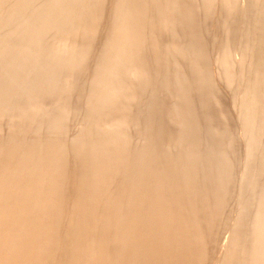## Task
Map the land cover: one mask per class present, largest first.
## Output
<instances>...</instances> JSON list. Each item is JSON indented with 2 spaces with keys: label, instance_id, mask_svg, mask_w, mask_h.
Returning <instances> with one entry per match:
<instances>
[{
  "label": "bare ground",
  "instance_id": "1",
  "mask_svg": "<svg viewBox=\"0 0 264 264\" xmlns=\"http://www.w3.org/2000/svg\"><path fill=\"white\" fill-rule=\"evenodd\" d=\"M19 1V5L14 1L11 11L1 15L4 17L0 20V120L7 117L4 130L0 128V264H48L45 260L57 246L65 249L67 264L205 263L202 257L206 259L203 254L208 250L205 251L204 230L200 225L205 217L202 216L199 223L197 217L202 214H196L200 209L209 208L205 197H220L225 193L230 182L231 162L220 149L227 135L220 132L222 128L218 131L213 125L208 126L211 128L206 130L204 140L203 133L194 127L197 116L202 114L196 110L201 112L202 108L196 109L191 95L202 91L205 97L199 96L205 102L199 105L207 104L212 100L216 80L214 78L212 83L208 63L202 61L203 47L197 37L202 33L200 23L196 26L199 21L186 9L188 1L110 0L108 25L102 31L101 48L98 47L101 50L93 62L91 76L86 77L82 123L66 140H62L67 135L61 125L69 114L62 102L70 99L75 91L72 75L89 60L84 53L88 52V47H84L86 51H80L79 47H83L86 37L89 39L92 33L96 34L94 21L107 0ZM238 1L199 0V5L201 12L204 11L202 7L206 10L203 13L215 7L214 11L224 10L228 17L239 8ZM4 4L6 0H0L1 10ZM31 7L35 8L31 10ZM251 8L249 5L248 12ZM260 8L264 10V0ZM247 10L242 13L248 14ZM258 17V27H253L256 30L251 34L252 40H248L254 50L246 45L245 52L239 51L245 54L249 51L248 58L247 54H242L245 59L237 49V52L231 49V30L226 33L222 50L218 49V57L215 55L218 73L215 75L222 77L218 80L224 77L225 84L235 79L240 82L234 106L237 104V134L244 137L243 145L245 151L247 149L241 170L244 174L239 172L243 174V177L239 175L242 180L236 181L241 182L240 195L237 191V198H240L236 202L242 208L227 230L224 246H220L222 252L217 255L220 263L216 264H264V11ZM178 19L184 22L179 23ZM168 31L170 41L164 44L160 37ZM50 34L52 40L57 38V43L47 37ZM78 35L77 40L74 36ZM187 35L190 39H185ZM47 38L48 42L56 44L46 45ZM180 38L189 41L187 44L182 41V45ZM160 49L166 53L165 58L170 59L165 60ZM247 49L257 50L261 57ZM147 52L155 56L150 58ZM172 56L178 57H175L176 62ZM179 58L186 65H179ZM163 59V64L172 62L166 65L164 77L159 82L153 80L149 66L152 62L160 65ZM234 65L240 66L236 69L238 72ZM244 69L246 73L248 70V75L250 72L249 76L243 74ZM157 90L167 94L164 95L168 103L172 102L169 98L174 101L166 113L175 127L169 140L171 144L168 141L172 146L167 145L171 148L169 151L165 150L167 146L161 145L165 148L161 150L162 147L157 146L159 143L156 145L160 136L157 128L161 125L158 123L163 121L159 119L155 123L147 118L139 126L141 112L157 113L162 109L160 98L151 96V102L141 111V108H134L138 98L148 92L155 95V91L159 93ZM46 98L54 101L50 102L51 107L44 105ZM132 130L138 135L135 146L128 135ZM257 158L256 165L253 161L257 160L253 159ZM64 175L67 183L62 181ZM258 179L261 182L257 186ZM66 190L67 205L61 198ZM177 195L180 198L176 199ZM245 197L249 198L247 207L251 210L243 203ZM65 209L62 222L65 233H62L66 241L62 245L60 241L55 242L53 235L57 234ZM209 219L213 220L210 216ZM52 236L55 240H51ZM171 246L178 250L171 252L176 248ZM194 256L201 257L202 262H193L192 258L198 259Z\"/></svg>",
  "mask_w": 264,
  "mask_h": 264
},
{
  "label": "rangeland",
  "instance_id": "2",
  "mask_svg": "<svg viewBox=\"0 0 264 264\" xmlns=\"http://www.w3.org/2000/svg\"><path fill=\"white\" fill-rule=\"evenodd\" d=\"M14 1L16 2V3H14ZM188 2H186V9L188 10H190L189 12H190V15H193V16H196V17H194L195 18V20H197V21H199V22H197V21H195L194 20V22L196 23L195 25L197 26V25H199V23H200V28H201V30H200V33L201 34H198V38L201 40V44H202V47H203V49H202V52H201V57L203 58H201L202 59V61H204L203 63H205V64H207L208 63V66L207 67H209L208 69L211 71V73H210V71L207 69V72L208 73H210V76L209 77H211V79H212V83H214L213 82V79L214 80H216V84H215V86H214V92H213V97H211L212 98V100L210 101H208V103H207V101H206V103L207 104H202V105H199V104H201L203 101L205 102V100H203V98L202 97H200V96H203V97H205V94L201 91V92H199V91H197V92H199V93H203L204 95H201V94H199V93H192L193 95H191L192 97L191 98H193V99H191L192 100V103L194 104V105H196L195 107H196V109H200V108H202V110H204L205 109V111H203L202 112V110L200 109L199 111H201V112H198V110H196L197 111V113H202V114H199V116H197L198 118H196V119H198L197 121H196V123L194 124V127H196L197 129H199L200 131L199 132H201V133H203V139L205 140V138H204V136H205V133H206V130H208V128H211L212 127V125L214 126V128L216 129V130H218V131H220L221 129L220 128H222V130L220 131L221 133H223V132H225V135L226 136H224V139L226 140H224L225 142H224V144H223V146L224 147H220V149H222L221 151H223V153H225L227 156H228V158L230 159V162H231V169H230V174H229V177H230V182H228V184L226 185V187H225V193L222 195V196H220V197H215L214 195H211V196H208V197H205V198H208V199H206L209 203H213L212 205H210L209 203H207V201H205L206 202V206L207 205H209L208 207L209 208H203V209H205V210H203V209H200V210H198V211H200L199 213L197 212V216H199L198 214H200L201 216H199V217H197V220H198V218L201 220H198V222L200 223V222H202V219H203V225L200 223V225H201V229L202 230H204V237H203V239L205 240V244H206V249H205V251L206 250H208V251H206L203 255H205L204 257L206 258V259H204L203 257H202V261L204 260L205 261V263H203V264H216V262H218V263H220V260H218L217 261V259H219V257L217 256V255H220L221 254V252H222V248L220 247V246H224V241H225V238H226V236H227V234H228V231L227 230H230V226L231 225H233V223H234V221H235V216L237 215V212H238V210H240V208H242L241 207V204H239L238 202H236V201H238L239 200V198H240V196H239V198H237V196H238V194L240 195V190L238 191V186H240V183H236V181H237V179L238 178H241V177H243V174H244V171H241L242 169H244L243 167H244V163L246 162H244V160H246L245 159V156H247L246 154H244V152H246L247 151V149H246V151H245V149L244 148H246V147H244V143H245V140H244V137H241V134L239 133V134H237L238 132H239V130L237 131V126H239V124L236 122V120H237V104L234 106V103H236L237 101H236V99H235V96H236V98L238 97L236 94H237V92H238V90L236 91V89H238V87H239V81H237L236 79L234 80V82L233 83H229L230 84V86H229V84L228 83H226L225 84V80H224V77H223V79H221L220 81L218 80L219 79V75H215L216 73H217V67H216V65H214V63L216 64L217 63V61L215 62V60L217 59L216 57H218L216 54H218L219 55V50H222V48H223V44H224V40H225V37H226V33H228V30H231V31H229L230 32V35H229V38H230V36H231V38H230V41H232V43H230V46H232L231 47V49L232 50H235L236 51V49H237V51L239 52V51H243L244 50V47H246V45H249L248 47H253L251 44H250V42L251 41H249L248 42V40H252L250 37L252 36L251 34H253V32L256 30V29H254L255 27L257 28L258 26H256L257 24H258V22H257V24H256V19L257 18H259L258 17V15H261L262 13H263V11L264 10H262L261 8H260V6H261V2H262V0H239L238 1V7L239 8H235V6H233L235 9H234V11L232 12V16H230V15H228V17L227 16H225V12H224V10H220V9H218V10H213L215 7L214 6H212V10H210L209 11V9H211L210 7H209V9H208V7H206L208 10H207V12H205V13H203L204 11H206L203 7H202V9L204 10L203 12H201L202 10H200V5L199 4H201L200 2H199V0H191L190 2H189V0H187ZM198 1V2H197ZM253 1V2H252ZM12 2V3H11ZM20 1L19 0H6V4H4V6L2 7V10H1V8H0V11H2V12H0V20L5 16V12H6V15L9 13V11H11L10 10V8H12L11 7V4H15V5H17L18 3H19ZM246 2V3H245ZM249 2V3H248ZM255 2H257V6H256V3ZM106 4L104 5L105 7H103L102 8V11L99 13V15H98V17L100 16V18H98L97 17V20L96 21H94V23L96 24H94V30H96L95 32H96V34H91L90 36H88V37H90L89 39H87V37H86V39L84 40V41H82V43H83V47L82 46H80L79 48V50L80 51H86L87 49H88V52L86 51V52H84V53H87L88 54V59L90 60H88V62L85 64V65H82L78 70H76L75 71V73H74V75H72V79H73V82L75 83V85H76V88H75V91H74V93H73V95H72V97L69 99H65L64 100V102H62V106H64L63 108L65 109V111L67 110V114H69L67 117H65V120H66V122L67 123H65V120H63V125H61V127H63L64 129H62L63 130V133L65 134V136L66 137H63L62 138V140H66L68 137H70V135L72 134V133H74V131H75V128H77L76 126H79L82 122H81V120L83 119V116L81 115L82 114V112H81V109H82V107H83V101H84V90H85V83H86V81H87V79L88 78H86V77H90L91 76V72H92V70H93V64L95 63V60H97L98 59V56H99V53H100V50H99V48H101L100 47V45H102L101 43H102V37H103V32L102 31H104V28L106 29V27H107V25H108V20H109V15H110V12H109V3H110V0H107V2H105ZM254 3H255V5H254ZM39 4V1L38 2H36V4H34V6L36 7L37 5ZM189 4V5H188ZM260 4V5H259ZM10 5V6H9ZM19 5V4H18ZM236 5V6H237ZM247 5V6H246ZM249 5H250V7H253V8H251V10H249V12H248V8H249ZM253 5V6H252ZM108 6V7H107ZM255 6L256 7H258V9H259V11L257 12L256 11V9L257 8H255ZM4 7H6V8H4ZM17 7V6H16ZM33 7V6H32ZM31 7V10H33L34 8H32ZM199 8L198 10L196 9L195 10V8ZM240 7H242V8H244L245 10H247V13L248 14H246L245 15V13H242V12H245L244 11V9H240ZM4 8V9H3ZM191 8V9H190ZM107 9V10H106ZM240 9V11H241V13H240V11H238ZM254 11H253V10ZM262 11H261V10ZM9 10V11H8ZM226 10V9H225ZM8 11V12H7ZM192 11H193V13H192ZM214 11V12H213ZM235 11H237L236 13H235ZM252 11V12H251ZM261 11V12H260ZM199 12H201V13H199ZM209 12V13H208ZM227 13H228V10L226 11ZM254 12V13H253ZM102 13H104V14H102ZM192 13V14H191ZM196 13V14H195ZM208 13V14H207ZM226 13V14H227ZM250 13H251V15H250ZM257 13V14H256ZM259 13H261V14H259ZM195 14V15H194ZM204 14V15H203ZM230 14V13H229ZM237 14V15H236ZM1 15H4V16H1ZM102 15H104V16H102ZM197 15H199V16H197ZM201 15H202V17H201ZM192 16V17H193ZM234 16H237V18H235ZM244 16V17H243ZM256 16V17H255ZM222 17V18H221ZM223 17H224V19H223ZM229 17H231L232 18V20H231V18H229ZM202 18V19H201ZM209 18V19H208ZM234 18V19H233ZM239 18H240V21L243 19L244 21H246V22H244L243 20L240 22L239 21ZM246 18V19H245ZM208 19V20H207ZM226 19H227V21H226ZM254 21H253V20ZM181 19H178V22L180 21ZM203 20V23L201 22V21ZM224 20V21H223ZM236 22H235V21ZM248 20V21H247ZM239 21V22H238ZM253 21V22H252ZM258 21H259V19H258ZM97 22H98V25H97ZM180 22H184V20L183 21H180ZM179 22V23H180ZM226 22V23H225ZM235 22V23H234ZM237 22H238V24H237ZM249 22V23H248ZM202 23V24H201ZM224 23V24H223ZM246 23V24H245ZM226 24H227V26H226ZM234 26H233V25ZM240 24V25H239ZM254 26H253V25ZM202 25H203V28H202ZM224 25V26H223ZM246 26V27H244V26ZM250 25V26H249ZM230 26H232V28L230 27ZM97 27V28H96ZM198 27V28H199ZM227 27V28H226ZM235 27V28H234ZM236 27H239V28H236ZM242 27V28H241ZM254 27V28H253ZM199 28V29H200ZM225 28H226V31H225ZM247 28V29H246ZM235 29H237L236 31H235ZM242 31H244V32H242V33H244V34H242L241 33V30ZM252 29V30H251ZM203 30V31H202ZM224 30V31H223ZM3 31V30H2ZM239 31H240V33H239ZM232 32H234V33H232ZM236 32V33H235ZM249 32H250V34H249ZM169 31L168 32H166V33H164L161 37H160V40L162 41V43H168V41H170V39H169ZM199 33V32H198ZM247 33V34H246ZM100 34H102V35H100ZM223 34H225V36L223 35ZM238 34V35H237ZM246 34V35H245ZM249 34V35H248ZM51 35V34H50ZM47 36V37H50V39H51V37H52V35L51 36ZM189 35V34H188ZM184 36L185 37V39H190V38H188L189 36ZM203 35V36H202ZM233 35H234V37H233ZM243 35H245V36H243ZM53 36H55V35H53ZM167 36V37H166ZM242 36H243V39H242ZM247 36V37H246ZM74 37H77L76 39L78 40V37H79V35L78 36H74ZM74 37L72 38V39H74ZM95 37V38H94ZM183 37V38H184ZM236 37V38H235ZM241 37V38H240ZM246 39H245V38ZM164 38V40H162ZM203 38V39H202ZM233 38V40H231ZM55 38H53V40H54ZM58 39H59V37H58ZM91 39V40H90ZM180 39H182V38H180ZM179 39V40H180ZM184 39V41H183V39L182 40H180V43L182 44V45H184V43L185 44H187L186 43V41L188 42L189 40H185ZM244 39H245V41H244ZM47 40V42L49 41L48 40V38L46 39ZM52 40V39H51ZM51 40H50V42H45V43H47L46 45H49V44H52V45H55L57 42H58V40H57V38L55 39V40H57L56 41V43H55V41H54V43H52L51 42ZM52 40V41H53ZM75 40V39H74ZM86 40H87V42L89 43V46H88V43L86 42ZM94 40V41H93ZM159 40V39H158ZM160 40H159V43L161 44L160 46H163V44L160 42ZM203 40V41H202ZM237 41V42H235V41ZM247 40V41H246ZM178 41V40H177ZM182 41L184 42V43H182ZM242 41H244V42H248L249 44H246V43H244V42H242ZM85 42H86V45H85ZM92 42H93V44H92ZM202 42H204V43H202ZM223 42V43H222ZM235 42V43H234ZM81 43V44H82ZM100 43V44H99ZM243 43L245 44V46H243ZM99 44V45H98ZM241 44H242V46H241ZM97 45V46H96ZM178 45H179V43H178ZM204 45V46H203ZM50 46V45H49ZM81 47H82V49L84 48V47H88L87 49L86 48H84L83 50L81 49ZM89 47H91V48H89ZM99 47V48H98ZM220 47V48H219ZM236 47V48H235ZM242 47V50H239L240 48ZM247 47V48H248ZM250 47V48H251ZM205 48V49H204ZM234 48V49H233ZM255 48V47H254ZM254 48H251V49H253L254 50ZM89 49H91V51L89 50ZM219 49V50H218ZM204 50V51H203ZM248 50H250V49H247V51ZM253 50H250V51H252L253 52ZM95 51V52H94ZM99 51V52H98ZM236 51V52H237ZM246 51V48H245V50H244V52ZM160 53L162 52V49H160V51H159ZM163 52H164V50H163ZM163 52L161 53V55L162 56H164V58H165V52H164V55H163ZM218 52V53H217ZM244 52H239V53H241L240 54V57H242L243 56V58H245V56H246V54L248 53L249 54V51L248 52H246V54L244 53ZM255 52V54L257 55V50L256 51H254ZM253 52V53H254ZM257 52V53H256ZM94 53V54H93ZM148 53V56H150V58L151 57H153V56H155V54L153 55V56H151L152 55V53H151V55H150V53L149 52H147ZM203 53H204V55H203ZM245 54V56L244 55H242V54ZM247 54V58H248V56L250 55H248ZM254 54V55H255ZM92 55V56H91ZM215 55H216V57H215ZM242 55V56H241ZM90 56L91 57H93V59L92 58H90ZM97 57V58H96ZM176 57V56H175ZM171 57L173 60H175L176 58H178V57ZM257 57H261V54L259 53L258 55H257ZM169 59H170V57H168ZM168 58H165V60L166 59H168ZM246 59V58H245ZM164 59L159 63L160 65H162V66H160V65H158V63L156 64H154V62H152V63H150V66H149V69H151V70H149L151 73H152V75L155 77H153V80H156V81H159L160 82V79L162 80L163 79V77H164V75L162 74V73H165L166 72V70H164L165 68L167 69V66L169 65V62L171 61L172 62V60H169L168 62L166 61V62H164V64H163V61H165ZM180 60V58L178 59V64L179 65H182V66H184V65H186L185 64V61H179ZM177 61V59L175 60V62ZM259 61V60H258ZM94 62V63H93ZM170 62V63H171ZM181 62V63H180ZM162 63V64H161ZM174 63V62H173ZM184 64V65H183ZM238 64V63H237ZM260 64V63H259ZM91 65V66H90ZM155 65V66H154ZM164 65V66H163ZM167 65V66H166ZM85 66H87V67H85ZM89 66V67H88ZM154 66V67H153ZM166 66V67H165ZM216 67V68H215ZM234 70L236 71V72H238L239 70H236V69H238L239 67H238V65H234ZM237 67V68H236ZM86 68H87V70H86ZM156 68V69H155ZM91 69V70H90ZM158 69V70H157ZM89 70H90V73H89ZM161 70V71H160ZM262 70H264L263 68H262ZM261 70V71H262ZM247 71V73H248V70H246ZM218 72H219V69H218ZM263 72L264 71H262V74H263ZM86 73V74H85ZM88 73V74H87ZM214 73V74H213ZM244 73H246L245 72V69L243 70V74ZM246 73V74H247ZM156 74V75H155ZM218 74V73H217ZM237 74V73H236ZM243 74H241V75H243ZM90 75V76H89ZM160 75H161V77H160ZM163 75V76H162ZM213 75H214V77H213ZM238 75V74H237ZM240 75V74H239ZM239 75H238V77H239ZM245 75V74H244ZM248 75V74H247ZM249 75H250V72H249ZM248 75V76H249ZM217 76V77H216ZM241 77V76H240ZM78 78V79H77ZM157 78V79H156ZM220 78H222V77H220ZM226 79V78H225ZM76 80V81H75ZM240 80V79H239ZM237 81V82H236ZM227 82V81H226ZM77 83H78V85H77ZM237 85H236V84ZM234 84V85H233ZM214 85V84H213ZM228 85V86H227ZM235 85H236V87H235ZM78 88H79V90H78ZM213 88V87H212ZM235 89V90H234ZM81 91V92H80ZM158 91V90H157ZM233 91H235V92H233ZM159 92V91H158ZM83 93V94H82ZM150 93H152V92H150ZM149 92L147 93V94H144L142 97H140V98H138L137 100H139V101H136V103H135V107L134 108H141L140 109V111L141 110H143L142 108L143 107H145L146 105H148L150 102H151V96H155V98L157 99V98H160V100H158V101H160V102H162L161 104H162V109L161 110H159L160 111V113H159V111H156L157 113H148L147 114V112H146V110H145V112H141V114H143V115H141L140 116V125L139 126H141V124L143 123V122H145V120H147V118H149V120H152V121H155V123L157 122H159V121H163V122H159L158 124H161V125H159L158 126V128H157V130L159 131V137H158V139H157V143H156V145L160 148V147H162V148H160L161 150L165 147V146H167L168 145V141L170 140V136H172V134L175 132V129H173V128H175L173 125H172V123H171V121H170V119H169V117H168V115L166 114L167 113V110H169L168 108L169 107H171V105H172V102H173V105H174V101L172 100V99H170L169 98V101H172L171 102V104H170V102L168 103V97L167 96H165V95H167L163 90H161L159 93H157L156 94V91L154 92V94L155 95H152V94H149ZM165 94V95H164ZM195 94V95H194ZM197 94V95H196ZM200 95V96H199ZM82 96V97H81ZM145 96V97H144ZM159 96V97H158ZM162 96L164 97V98H162ZM165 97H166V99H165ZM202 98V99H201ZM51 99V100H50ZM46 98L45 100H43V103H45L44 105L46 106L47 104L49 105H47L46 107H51L52 106V104L51 103H54V101L52 100V98ZM73 99V100H72ZM79 99V100H78ZM83 99V100H82ZM196 101H195V100ZM210 99V98H209ZM234 99H235V101H234ZM165 101H166V103H165ZM51 102V103H50ZM69 102V103H68ZM78 102V103H77ZM146 102V103H145ZM203 102V103H204ZM148 103V104H147ZM163 103H165V104H163ZM51 104V105H50ZM70 104V105H69ZM138 104V105H137ZM209 104V105H208ZM170 105V106H169ZM172 105V106H173ZM204 105V106H203ZM206 106V107H205ZM168 107V108H167ZM204 107V108H203ZM207 107H208V109H207ZM235 107V108H234ZM69 108V109H68ZM75 108V109H74ZM234 108V109H233ZM71 109V110H70ZM68 110H70V111H68ZM139 110V109H138ZM166 111V112H165ZM208 111V112H207ZM81 112V113H80ZM66 113V112H65ZM80 113V114H79ZM203 113H204V115H203ZM74 114V115H73ZM146 116H145V115ZM157 114H159V115H157ZM154 115V116H153ZM156 115V116H155ZM162 115V116H161ZM206 115V116H205ZM79 116H81V117H79ZM143 116V117H142ZM158 116V117H157ZM209 116V117H208ZM151 117H152V119H151ZM156 117V118H155ZM161 117V118H160ZM155 118V119H154ZM6 119H7V117H6ZM5 119V120H6ZM68 119V120H67ZM71 119H72V121H71ZM154 119V120H153ZM160 119V120H159ZM164 119V120H163ZM201 119V120H200ZM205 119V120H204ZM3 122H2V121ZM0 120V128H2L3 130H4V128H5V123H6V121L2 118ZM142 120H143V122H142ZM159 120V121H158ZM170 121V122H168V121ZM200 120V121H199ZM207 120H209V121H207ZM222 121V122H221ZM46 121H44V123H45ZM100 122V121H99ZM214 122V123H213ZM43 123V122H42ZM168 123V124H167ZM206 124V125H205ZM221 124V125H220ZM163 125V126H162ZM166 125V126H165ZM196 125V126H195ZM205 125V126H204ZM65 126V127H64ZM208 126H211V127H208ZM215 126H217V128L215 127ZM166 127V128H165ZM170 127H172L171 129H170ZM162 128V129H161ZM219 128V129H218ZM161 129V130H160ZM214 129V130H215ZM226 129V130H225ZM239 129V128H238ZM64 130H65V132H64ZM225 130V131H224ZM134 131V132H133ZM161 131V132H160ZM166 131V132H165ZM205 131V132H204ZM69 133V134H68ZM161 133V134H160ZM64 134H62V135H64ZM137 133H136V131L135 130H132V131H130V133L128 134V135H130L129 136V138L131 139V144L133 145V146H135V142H137V139L136 138H138V135H136ZM44 134H42V136H43ZM61 135V136H62ZM69 135V136H68ZM207 135V134H206ZM238 135H240V136H238ZM161 136H162V138H161ZM208 136V135H207ZM29 137V136H28ZM164 137H165V139H164ZM206 137V136H205ZM209 138H210V136H208ZM229 137V138H228ZM241 137V138H240ZM163 139V140H160V139ZM209 138H206L207 140L209 139ZM228 138V139H227ZM60 140H61V137H60ZM136 140V141H135ZM158 140L160 141V142H158ZM242 140L244 141V142H242ZM230 143H229V142ZM63 143L65 142V141H62ZM163 142L165 143V144H163ZM170 142V144H171V141H169ZM233 142V143H232ZM228 144L230 145L229 146V148L227 147L228 146ZM131 145V146H132ZM161 145H163V146H161ZM227 145V146H226ZM133 146L131 147V148H133ZM168 146H171V145H168ZM167 146V147H168ZM245 146H246V144H245ZM165 147L164 149L165 150H168L169 151V149H171L172 148V146H171V148L170 147ZM227 147V148H226ZM135 148V147H134ZM225 148V149H224ZM163 149V150H164ZM224 150H226V151H224ZM244 150V151H243ZM177 151H175V154H177L176 153ZM228 152V153H227ZM245 155V156H244ZM247 158V157H246ZM253 160H257V162L256 161H253V162H255L254 164H258V158L257 159H253ZM243 172V174H239V172ZM241 177H240V176ZM262 178H263V176H261ZM62 178H64L62 181L64 182V180H65V183H67L66 181H67V176L66 175H64ZM260 179V178H259ZM258 179V182H256L255 183V185H257V183L259 184V181L261 180H259ZM240 181L242 180V178L241 179H239ZM238 182V181H237ZM261 182V181H260ZM239 184V185H238ZM237 185V186H236ZM260 185V184H259ZM196 186H198L199 187V184H196ZM195 186V187H196ZM258 186V185H257ZM237 189V190H236ZM239 193H238V192ZM67 192V190L62 194V197L61 198H63L65 201H62L63 199H61V201H62V203L63 204H65V205H67V203H65V202H67V196H68V194L66 193ZM228 192V193H227ZM238 193V194H237ZM65 197V198H64ZM248 197V196H247ZM247 197H245V199L247 198ZM177 198H180V196L179 195H177L176 196V199ZM209 198H211L210 200H209ZM237 198V199H236ZM213 199H214V202H213ZM249 199V198H248ZM248 199H246L247 201H249ZM245 200V202H243L244 204H246V207H247V205L249 206V204H250V201L249 202H247ZM203 201V200H202ZM217 201V202H216ZM218 204V202L220 203L219 204V206L217 207V204ZM222 202V203H221ZM247 202V203H246ZM249 203V204H248ZM215 204V205H214ZM221 204H223V205H221ZM237 204V205H236ZM252 204H254L253 203V200L251 199V207H252V209H253V207L254 206H252ZM214 205V206H213ZM222 206V207H221ZM237 206V207H236ZM210 207H211V210L212 211H210ZM243 207H245V205L243 206ZM214 210H213V209ZM216 208V209H215ZM221 208V209H220ZM237 208V209H236ZM249 207H247V209H248ZM248 210H251V208L250 209H248ZM205 211H207V212H205ZM210 211V214L208 213ZM214 211H216V212H214ZM67 211H66V209H65V211H63V216L59 219V223H60V221H61V219H62V221H61V224H58V230H56V232H57V234H58V232H59V230L60 229H62L61 231H60V235L58 234H56L55 235V233H54V237H56V240H55V238H53V236H52V239L51 240H55V242H57V244L59 243V241L62 243V245H64L65 244V234L63 235V233L62 232H64L65 230H64V223H62L63 222V217L65 216V213H66ZM212 212L214 213L213 215H212ZM219 212V213H218ZM218 213V214H217ZM208 214H209V216L210 217H212V221L209 219V216H208ZM207 215V216H206ZM202 216H204L203 218H202ZM213 217H215V218H213ZM202 218V219H201ZM207 218H208V220L209 221H207ZM249 218V217H248ZM248 218H245V219H247L248 220ZM217 219V220H216ZM214 220H216V221H214ZM247 220H245L244 222L245 223H247L248 221ZM215 223H214V222ZM208 223V224H207ZM212 223V224H211ZM59 225H61V228H60V226ZM63 225V226H62ZM207 225V226H206ZM205 226V227H204ZM211 226H213V227H211ZM207 227V228H206ZM228 227V228H227ZM60 228V229H59ZM206 229V230H205ZM209 230V232H206V231H208ZM94 230V229H93ZM211 230V231H210ZM65 233V232H64ZM206 233V234H205ZM205 235H207V236H205ZM209 235V236H208ZM61 236V237H60ZM63 236V237H62ZM58 237V238H57ZM64 238V239H63ZM58 239V240H57ZM207 239V240H206ZM62 240V241H61ZM221 243V244H220ZM50 244V246H51V244L52 243H49ZM144 245H147V244H143L142 246H144ZM60 246H57V247H54V250L52 249V251H51V253H50V255H49V257L47 258V260H45V262L46 261H48L49 263L48 264H50V263H52V264H54V262H55V264H67V262L69 263V261H67V258H66V251H65V249L63 248V246L62 247H60ZM144 247H147V246H144ZM176 246H171V248H175ZM57 248H59V251H57L58 249ZM221 248V249H220ZM178 250V248L176 247L174 250H172V249H170V251L171 252H175V250ZM219 249L221 250L220 252H219ZM60 250H61V252H60ZM62 250H63V252H62ZM52 252H54V253H52ZM55 253H56V255H58L59 256V253H60V256L58 257V256H54L55 255ZM218 253H220V254H218ZM54 254V255H53ZM62 254H64V255H62ZM64 257V259L62 258V256ZM61 257V258H60ZM194 257H196V258H198L197 256H194ZM200 257V256H199ZM57 258V259H56ZM63 259V260H62ZM66 259V260H65ZM53 261V262H50V261ZM58 260H60V262L58 261ZM61 260H62V262H61ZM65 260V261H64ZM196 260V261H195ZM199 260H200V262H202L201 261V257L200 258H198V259H193L192 258V261L194 262L195 261V263H197V262H199ZM57 261V262H56ZM64 261V262H63ZM67 261V262H66ZM191 261V262H192ZM66 262V263H65ZM192 262V263H193ZM47 263V262H46ZM217 263V264H218ZM45 264V263H44ZM71 264V263H70Z\"/></svg>",
  "mask_w": 264,
  "mask_h": 264
}]
</instances>
